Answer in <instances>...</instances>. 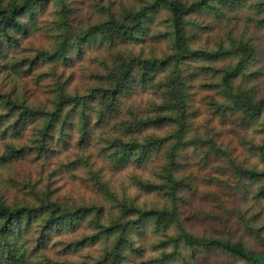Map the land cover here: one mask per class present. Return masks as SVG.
Segmentation results:
<instances>
[{"label": "trees", "instance_id": "16d2710c", "mask_svg": "<svg viewBox=\"0 0 264 264\" xmlns=\"http://www.w3.org/2000/svg\"><path fill=\"white\" fill-rule=\"evenodd\" d=\"M258 84L264 0H0V264H264Z\"/></svg>", "mask_w": 264, "mask_h": 264}, {"label": "rangeland", "instance_id": "374dc122", "mask_svg": "<svg viewBox=\"0 0 264 264\" xmlns=\"http://www.w3.org/2000/svg\"><path fill=\"white\" fill-rule=\"evenodd\" d=\"M13 72L14 70H12L11 68H8L4 72L3 76L6 73H13ZM9 79L14 80V82L17 84H20V81L22 80V78L19 75L16 76L14 73L10 74ZM256 91L261 94H264V84H258L256 86ZM243 142L246 143L245 141ZM246 155L247 157L245 159L239 160L241 159V157L239 155V152H237L232 155L233 157H236L237 159H232V160L235 163H240L247 159V162L250 164V159H251L252 164L253 162H255L254 164L257 165L258 167L264 166V163L262 161H258V159L254 157L255 155L253 153L251 154V152H247ZM69 160H74V159H69ZM222 160H224L226 166L230 165L231 163V159L230 161L229 159H222ZM252 214L255 215L254 217L255 222H253L254 225L264 227V201L257 202V206L252 211ZM255 231L256 232H254V235H244V238L246 239L249 246H254V244H256L255 241H258V240L263 241L264 239V231L260 232L259 227H255ZM256 235H261L262 237L256 236ZM71 236H72V233L67 234L63 232L59 234L55 232L50 238L47 239L48 242H50L48 245L49 247L45 250L47 254L42 253L39 257L41 259H44L45 264H65V263L69 264V263H76L78 261H83L86 258L84 255L85 249L75 248V250L71 249L69 252H67V249H69L70 246H67L66 243L72 239H77L78 235H75L73 237ZM28 264H31V262H29Z\"/></svg>", "mask_w": 264, "mask_h": 264}]
</instances>
